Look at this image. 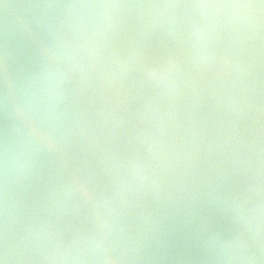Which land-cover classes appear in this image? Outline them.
Here are the masks:
<instances>
[{"label":"clouds","instance_id":"9594fccd","mask_svg":"<svg viewBox=\"0 0 264 264\" xmlns=\"http://www.w3.org/2000/svg\"><path fill=\"white\" fill-rule=\"evenodd\" d=\"M0 264H264V0H0Z\"/></svg>","mask_w":264,"mask_h":264}]
</instances>
